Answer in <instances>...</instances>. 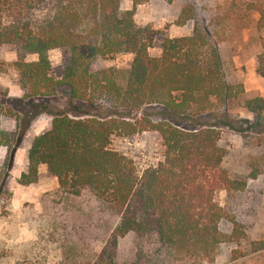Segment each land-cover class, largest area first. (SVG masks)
<instances>
[{"label": "trees", "instance_id": "16d2710c", "mask_svg": "<svg viewBox=\"0 0 264 264\" xmlns=\"http://www.w3.org/2000/svg\"><path fill=\"white\" fill-rule=\"evenodd\" d=\"M122 1L0 0V49L16 54L15 84L23 100H42L51 115L30 141L21 182H35L45 165L64 193L89 194L115 212L97 252L89 254L79 237L66 244L62 264H214L219 245H239L242 233L218 193L227 199L247 189L246 179L222 166L228 150L221 129L264 133V96L246 98L242 84L226 79L215 26L229 13L206 21L185 4L177 22L191 20V33L163 37L160 54L151 56L156 32L136 24ZM142 1L132 0L133 7ZM236 2L241 19L258 15L250 29L237 28L256 34V73L264 78V2ZM55 48L62 53L57 77L48 57ZM119 54L133 55L128 67L99 64ZM7 99H0V117L10 111ZM233 107L253 118L233 116ZM157 110L167 116L154 118ZM145 132L158 139L155 160L141 164L110 146L114 136ZM226 218L233 224L228 236L219 227ZM128 234L133 250L121 259L119 240ZM248 246L244 254L234 249L231 260L264 252V236Z\"/></svg>", "mask_w": 264, "mask_h": 264}, {"label": "rangeland", "instance_id": "374dc122", "mask_svg": "<svg viewBox=\"0 0 264 264\" xmlns=\"http://www.w3.org/2000/svg\"><path fill=\"white\" fill-rule=\"evenodd\" d=\"M236 1L143 0L133 7L132 0H123L122 6L133 9L136 24L149 26L156 32L153 47L149 50L151 56L160 54L163 37L191 33V20L183 25L177 22L185 4H191L197 17L206 21L213 14L224 16L229 13L228 18H223L221 24L215 26L218 36L224 39L219 46L226 79L233 84H242L246 98L264 96V78L256 73L254 55L258 42L256 34L249 30L258 15L241 19L242 9ZM244 24H249V29L239 31L237 27ZM227 29L233 34L225 36L223 31ZM48 57L50 74L59 76L62 70L61 50H49ZM132 57V54H119L99 64L128 67ZM26 59L36 60L37 56L28 55ZM15 60L14 51L0 49V99L7 94L10 110L7 116L0 117V264H62L66 244H75L79 237L86 243L89 254L97 252L101 239L113 227L116 214L89 194L73 196L64 193L45 165L38 166L35 182H21V174L26 171L30 141L48 127L51 115L41 108L45 104L42 100L28 102L22 99V91L15 84ZM50 105L64 108L55 102ZM49 106L47 110H53ZM156 113L153 117L157 119L167 116L162 110ZM231 114L243 119L253 118L252 114L237 107H233ZM157 144L156 135L145 132L129 139L114 136L110 146L142 164L155 160ZM221 144L228 150L223 168L232 177L246 179L247 189L227 199L225 191L218 193L221 205L227 208V213L235 219L242 233L239 245L226 240L219 245L214 264H264V252L231 260L234 249L237 250L235 255L244 254L251 239L264 236V133L258 135L246 130L239 134L225 127L221 129ZM219 227L221 233L228 236L233 227L231 219L222 220ZM118 248L121 259L128 257L133 250L132 235L121 238Z\"/></svg>", "mask_w": 264, "mask_h": 264}, {"label": "crops", "instance_id": "0c3cea01", "mask_svg": "<svg viewBox=\"0 0 264 264\" xmlns=\"http://www.w3.org/2000/svg\"><path fill=\"white\" fill-rule=\"evenodd\" d=\"M256 52H257V51H256ZM256 52H255V54H254V55H255V62H256Z\"/></svg>", "mask_w": 264, "mask_h": 264}]
</instances>
